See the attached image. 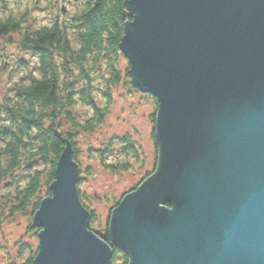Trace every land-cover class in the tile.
<instances>
[{
  "label": "water",
  "instance_id": "95a60500",
  "mask_svg": "<svg viewBox=\"0 0 264 264\" xmlns=\"http://www.w3.org/2000/svg\"><path fill=\"white\" fill-rule=\"evenodd\" d=\"M63 10V9H62ZM119 52L157 103L156 168L88 230L69 144L30 264H264V0H125Z\"/></svg>",
  "mask_w": 264,
  "mask_h": 264
},
{
  "label": "trees",
  "instance_id": "16d2710c",
  "mask_svg": "<svg viewBox=\"0 0 264 264\" xmlns=\"http://www.w3.org/2000/svg\"><path fill=\"white\" fill-rule=\"evenodd\" d=\"M8 1L0 0L1 11ZM124 1L71 0L72 9L66 10L67 0H47L43 10L48 11L49 18L39 25L28 9L0 17L3 47L14 45L19 55L29 59L17 61L21 75L15 81L7 79L0 92V228L15 216L31 219L41 200L50 196L48 187L54 181L56 162L69 144L78 165L79 201L91 214L88 230L109 242L107 224L100 231L93 228L95 214L81 189L92 173L82 165L78 139L104 125L114 90H127L126 95L138 93L127 74L129 65L124 70L119 68L124 58L118 46L124 24L130 21L122 18ZM5 58L1 49L0 74L8 64ZM145 96L154 105L150 116L154 124L157 103L150 95ZM150 138L155 149L153 129ZM86 153L89 160H96L112 174L126 172L134 164L143 167L145 162L141 145L127 136L110 138L95 151L87 148ZM155 166L156 150L152 168L129 192L147 179ZM26 231H32L34 237L39 232L30 224ZM112 252L111 264H127L124 254L115 248ZM35 254L36 250L21 246L17 252L19 264H30Z\"/></svg>",
  "mask_w": 264,
  "mask_h": 264
},
{
  "label": "rangeland",
  "instance_id": "374dc122",
  "mask_svg": "<svg viewBox=\"0 0 264 264\" xmlns=\"http://www.w3.org/2000/svg\"><path fill=\"white\" fill-rule=\"evenodd\" d=\"M31 1L14 2L9 0L5 4V10H0V17L6 16L9 12L14 15L28 9L36 18V25L46 24L49 14L43 9L47 0H36L30 9ZM72 1L76 3V0ZM67 2L64 4V9L71 10V0H67ZM11 39L15 40L14 37ZM3 42L5 41H0V50L3 49V53L7 57L4 60L8 64L0 74V92L3 90L4 84L8 83L7 79L15 81L17 76L21 75L17 71V61L29 60L27 56L19 55L14 45L3 47ZM127 65L128 63L124 59L120 61L119 68L124 70ZM127 74L130 73L127 72ZM113 93V104L104 125L94 134L80 136L78 139L79 146L82 148V165L83 167L88 166L92 173V176L82 183L81 189L88 199V208L95 214L93 228L96 231L105 228L113 203L123 194L134 189L154 164L155 149L150 138L153 129L150 120L154 108L152 101L145 94L130 92L129 95H126L127 90L121 88H117ZM126 136L141 145L145 155L143 167L134 164L126 172L112 174L110 171L104 170L96 160L88 159L87 148L90 147L95 151L110 138ZM109 162L112 163V160ZM29 224L30 219L21 216H15L2 224L0 228V264H19L17 252L21 246L30 247L32 252L36 250L37 238L34 237L32 231H26Z\"/></svg>",
  "mask_w": 264,
  "mask_h": 264
},
{
  "label": "bare ground",
  "instance_id": "6f19581e",
  "mask_svg": "<svg viewBox=\"0 0 264 264\" xmlns=\"http://www.w3.org/2000/svg\"><path fill=\"white\" fill-rule=\"evenodd\" d=\"M141 94V93H140ZM147 95V94H146ZM154 125V124H153ZM144 158H145V155H144ZM152 168V167H151ZM155 168H156V166H155ZM155 171V170H154ZM154 171L152 172V174L154 173ZM152 174H150L149 176H148V178L152 175ZM130 192H128L127 194H129ZM125 196V195H124ZM50 197V196H49ZM122 199V198H121ZM120 202V201H119ZM119 202H118V204H119ZM114 204V203H113ZM117 204V205H118ZM117 207V206H116ZM115 208V207H114ZM114 208H111V210H110V212H109V216H110V213L112 212V210L114 209ZM90 210V209H89ZM90 211H92V210H90ZM93 212V211H92ZM88 213L90 214V212L88 211ZM32 218V217H31ZM95 219H96V217H95ZM90 220H91V214H90ZM30 223H31V219H30ZM107 224H108V221H107ZM31 225V224H30ZM33 229H35V228H33ZM38 233V232H37ZM37 233H36V236H37ZM35 236V237H36ZM37 238V237H36ZM36 253H37V248H36ZM36 255V254H35ZM35 257V256H34ZM34 259V258H33Z\"/></svg>",
  "mask_w": 264,
  "mask_h": 264
}]
</instances>
